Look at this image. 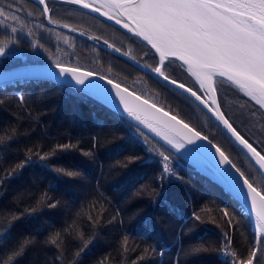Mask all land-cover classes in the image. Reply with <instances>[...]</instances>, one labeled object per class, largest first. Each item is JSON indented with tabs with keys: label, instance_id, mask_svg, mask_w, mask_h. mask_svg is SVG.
<instances>
[{
	"label": "trees",
	"instance_id": "trees-1",
	"mask_svg": "<svg viewBox=\"0 0 264 264\" xmlns=\"http://www.w3.org/2000/svg\"><path fill=\"white\" fill-rule=\"evenodd\" d=\"M76 38L79 42L74 45V56L80 63H69L100 72L150 97L143 91L147 90L159 106L220 143L254 186L264 188V180L245 155L217 134L219 128L191 100L125 59ZM181 71L184 75L170 74L186 82L189 78ZM233 92L235 98L264 116L236 89ZM0 138V260L18 250L25 240L31 243L11 264H223L217 257L220 243L230 238V246L240 259H246L255 246L249 217L220 186L183 160L171 161L176 176L164 174L166 179L157 180L162 173L157 150L170 157L174 154L121 116L67 86L23 80L0 87ZM68 143L76 147L60 153L49 167L29 165L15 176H5L28 155L37 160L57 145ZM85 152L91 154L85 156ZM129 156L140 158L141 163L125 170L118 162ZM57 168L79 175H58ZM45 196L48 199L41 204ZM48 203H57V207L49 208ZM32 208L39 211L29 214ZM225 210L230 216L224 215ZM194 215H200L201 221H195ZM13 216L21 218L6 228ZM58 232L59 247L49 242ZM125 237L127 252L122 245ZM86 240L91 241L86 252L76 257ZM196 248L206 250L193 252ZM145 249L150 255L138 260L146 255ZM260 249L258 264H264V241Z\"/></svg>",
	"mask_w": 264,
	"mask_h": 264
},
{
	"label": "snow or ice",
	"instance_id": "snow-or-ice-1",
	"mask_svg": "<svg viewBox=\"0 0 264 264\" xmlns=\"http://www.w3.org/2000/svg\"><path fill=\"white\" fill-rule=\"evenodd\" d=\"M69 2L100 13L144 42L152 53L153 63L145 62L142 67L149 69L158 79L182 90L203 105L218 125L230 134V137L219 130L217 134L221 135L229 146L234 139L237 145L247 150L259 169L264 172V154H261L233 126L222 111L216 87L218 80L221 82L226 80L244 96L254 101L260 109H264V0H69ZM39 4L43 5V15L50 23H59L49 16L51 9L46 0H39ZM9 21L23 26L22 21L15 14L14 4L0 7V25H7L11 33L15 34L18 29L13 24H9ZM63 26L69 27L67 24ZM72 30L76 31L75 28ZM28 35H32L31 30ZM89 38L100 39L97 36ZM64 39L65 43L69 42L67 37ZM16 42L13 37L0 41V57L8 55L9 45ZM103 42L109 49L121 52V48L109 43L108 40ZM32 46L43 47L38 41H33ZM149 52H145L144 55H149ZM123 55L129 56L130 53L123 52ZM131 59L136 61L137 58L131 56ZM171 66L184 69L199 87L194 89L178 78H173L167 71ZM55 68L58 69L57 76L66 78L62 83H67V77H71L76 85L83 86L78 91L93 95L102 103H113L111 92H114L119 104L123 106V112L129 117L161 137L183 158L197 165L203 164V170L223 184L226 192L238 200L242 194L246 210L250 216L254 214L255 217L256 245L252 247L246 259H238L235 251L227 252L232 243L230 238L224 245V250L226 255L230 254L233 257L232 264H258L260 244L264 241V188L254 186L253 181L233 162L220 143H214L213 139L203 131L180 118L178 114L166 111L152 98L130 91L128 87L107 76L84 70L79 66H65L59 61L56 62ZM94 78L106 81L111 85V90L91 83ZM112 144L119 149L115 141ZM75 147L71 143L57 145L50 152L39 155L37 160L28 155L5 173V176H15L29 165L38 164L47 168L52 159ZM90 154L84 153L85 156ZM159 155L162 158L161 180L166 179L164 174L176 176L169 155L164 152H160ZM139 163H141L140 158L136 156H129L124 161L118 162L125 170ZM55 171L58 175L62 174L70 178L79 175L77 172L66 171L63 168H57ZM47 199V196L43 197L40 203L43 204ZM47 207L55 208L57 203H48ZM38 211V208H32L29 214ZM224 215L230 216L227 210L224 211ZM20 218L21 216H13L5 227H11ZM193 219L200 222L201 216L194 215ZM96 222H99L98 218ZM228 223L231 224L232 220L229 219ZM60 237L61 233H55L50 237L49 242L59 247ZM80 237H83L82 233ZM30 243V240H25L18 250L13 251L6 259L0 260V264H11L22 254L25 245ZM90 243V240L84 241L83 247L75 253L76 257L85 253ZM122 245L127 252V237L122 241ZM202 250L206 249H192L197 253ZM145 254L138 257V260H144L150 255L147 249ZM184 254L188 255L187 252ZM100 264H106V261H101Z\"/></svg>",
	"mask_w": 264,
	"mask_h": 264
},
{
	"label": "water",
	"instance_id": "water-1",
	"mask_svg": "<svg viewBox=\"0 0 264 264\" xmlns=\"http://www.w3.org/2000/svg\"><path fill=\"white\" fill-rule=\"evenodd\" d=\"M35 2H37L39 4V0H33ZM57 2H60V3H64V4H67V5H71L72 7H75L77 9H80L90 15H93L105 22H107L108 24L116 27L117 29L125 32L126 34L130 35L131 37H133L134 39L138 40L139 42L145 44L144 42L140 41L139 38L135 37L132 33L128 32L126 29L122 28L120 25H117L113 20H110L108 19L107 17L105 16H102L100 13H97V12H94L92 11L91 9H85L83 8L81 5H76V4H72L69 2V0H55ZM42 9H43V5L39 4ZM46 21L49 25L55 27V28H59L63 31H66L68 33H71L77 37H80L84 40H87L89 42H92L93 44H95L96 46H98L99 48L113 54V55H116V56H119L120 58H123L125 59L126 61H128L130 64H132L133 66H135L136 68H138L139 70L143 71L144 73H147L149 74L150 76H152L153 78H155L156 80L160 81L161 83L175 89L176 91H178L179 93L183 94L184 96H186L187 98H189L192 102H194L214 123L215 125L222 131L224 132L225 135L229 136L230 137V134H228L226 132V130L222 129V126H219L218 123L215 121L214 117L211 116L210 113L207 112V109H205L203 107V105H201L198 101H195L194 98L188 96V94L184 93L182 90H179V89H176L174 86H171V85H168L166 82H164L162 79H158L155 74L151 73V71L149 69H145L142 67V65L144 64L142 61H140L139 59H136V61L132 60L131 59V55L129 56H124L123 55V52L125 51H122L121 52H115L114 50L112 49H109L107 47V45L104 44V40L103 39H90L89 37L90 36H94V35H91L89 33H86L80 29H76V31H73L72 29L74 27L70 26L65 28L63 25L65 24H62V23H57V24H52L50 23L49 19L46 18ZM110 43V42H109ZM138 61V62H137ZM55 64L56 63H46V62H29V63H22V64H17V65H14V66H11V67H6V68H3V69H0V87L6 85V84H9V83H13V82H16V81H23V80H34V81H37V80H42V81H50V82H53V83H56V84H59V85H64V86H67L73 90H76L78 91V89H81L83 86H80V85H76L75 84V81L71 79V77H67V80L68 82L67 83H62V81H64L66 78L65 77H59L56 75V73H58V69L55 68ZM65 66H69V67H76V66H71V65H66L64 64ZM84 69V68H82ZM84 70H87V69H84ZM184 71V69H182ZM91 71V70H90ZM96 72V71H94ZM185 72V71H184ZM99 73L100 75H103V76H107V75H104L100 72H97ZM185 74L189 77V79L194 83V86L196 88H198V84L195 83L194 81V78L190 77L189 74H187L185 72ZM108 77V76H107ZM110 78V77H108ZM116 81V80H114ZM118 82V81H116ZM183 82V81H182ZM91 83L93 84H98L100 85L101 87L105 88V89H109L111 90V85H108L106 83V81L104 80H100L99 78H94L92 79ZM185 83V82H184ZM217 83H220V84H229L231 85L230 82H227L226 80L221 82V81H217ZM122 84V83H121ZM187 84V83H186ZM123 85V84H122ZM189 85V84H188ZM125 86V85H123ZM233 86V85H231ZM234 87V86H233ZM194 88V89H196ZM238 93L240 95H242L244 98H246L247 100L251 101L250 98L246 97L243 95V93H241L236 87H234ZM130 91H134L132 89L129 88ZM90 98H92L93 100H95L96 102L102 104L103 106H105L106 108H108L109 110L113 111L114 113H116L117 115L121 116L123 119H125L127 122H129L131 125L135 126L137 129L141 130L143 133H145L147 136H149L150 138H152L154 141H156L159 145H161L163 148H165L166 150L170 151L172 154H174V158H175V161H178L179 163H181V161L179 160H183L184 162L187 163V165L192 168L194 171L196 172H199L200 174L208 177L211 181H213L214 183H216L218 186H220L225 192V188H224V185L217 182V180H215L211 174H208L206 173L204 170H203V164L201 165H197L196 163H193L191 160H188V159H185L183 158L179 153L176 152L175 149H172L170 145H168L161 137H158L156 136L155 133H153L150 129L144 127L143 125L139 124L137 121L133 120L131 117H129L125 112H123V106L119 104V99L115 97V93L114 92H111V96L113 97V103H102L98 98L94 97L93 95H90L84 91H78ZM136 92V91H135ZM137 94H139L138 92H136ZM218 102H219V96H218ZM254 105L255 102L254 101H251ZM220 103V102H219ZM258 108L259 106L256 105ZM260 109V108H259ZM166 110V109H165ZM264 112V109H260ZM167 111V110H166ZM223 111V110H222ZM171 113V112H170ZM172 114V113H171ZM231 122V121H230ZM234 126V125H233ZM246 138V137H245ZM247 139V138H246ZM248 140V139H247ZM249 141V140H248ZM250 142V141H249ZM252 145L253 143L250 142ZM232 144H234L235 147H237V149H239L244 155L245 157L249 160V162L253 165V167L255 168V170L259 173V175L262 177V179L264 180V172H262L260 169H259V166L255 163V161L251 158V156L247 153V150L246 149H243L242 146H239L237 145L235 142H234V139H233V142ZM254 146V145H253ZM256 149L257 147L254 146ZM258 150V149H257ZM260 151V150H258ZM261 152V151H260ZM261 154H263L261 152ZM233 179H235V177H233ZM242 183V182H240ZM246 191V189L244 190ZM228 193V192H226ZM229 194V193H228ZM231 196V198H233L234 200H236L239 205L242 207L244 213L249 217L250 221H251V225L255 231V217H254V214H252L251 216L249 215L248 211L246 210L245 208V205H244V198H243V195L241 194V196L239 197V200L234 197L233 195L229 194Z\"/></svg>",
	"mask_w": 264,
	"mask_h": 264
},
{
	"label": "flooded vegetation",
	"instance_id": "flooded-vegetation-1",
	"mask_svg": "<svg viewBox=\"0 0 264 264\" xmlns=\"http://www.w3.org/2000/svg\"><path fill=\"white\" fill-rule=\"evenodd\" d=\"M46 3L48 4V7L51 9V12L49 13L51 19H54L59 23L67 24L72 27L81 29L103 40H108L110 43H113L115 45L117 44L123 48V51L129 52L131 56H135L143 63L145 62L153 63V57L150 53L147 56L144 55L145 52H149V51L144 49L139 43L125 37L118 31H116L111 25H108V23L106 24L104 21L102 22V20L100 21V19L90 14H87L86 12L80 9L72 7L71 5L60 3L55 0H46ZM9 4L15 5V14L22 21L23 28H26L25 26H27L28 30H31L32 35H29V38L25 37L24 40H21L20 38H18L20 35L17 36L16 34L13 33L10 35L8 30L5 29L1 30L0 28V41H6L9 37H14V39L17 41L14 44L18 45L22 49V51L24 52L23 54L27 53L30 57L32 56L31 58L34 62H40L41 57L38 55V53L33 54V52L37 50V47L33 48V46L32 45L30 46V44L33 43V41L45 37L43 34V30H54L57 32L59 31L60 33L62 32L72 35L59 28H55L49 25L45 19V16L43 15L42 7L33 0H0V7H7ZM18 25L20 24H15V26L17 27ZM41 25H43V27H41ZM8 53H9L8 55L0 57L1 68H5L11 64L20 63L22 62V60H24L19 57H14L15 54L14 52L10 51V49H8ZM171 68H172V70L170 71L171 74L184 75V73L181 71L179 67L171 66ZM221 87H222V91H225L226 94L231 95L228 90V89L230 90L232 89L230 85L221 84Z\"/></svg>",
	"mask_w": 264,
	"mask_h": 264
},
{
	"label": "rangeland",
	"instance_id": "rangeland-1",
	"mask_svg": "<svg viewBox=\"0 0 264 264\" xmlns=\"http://www.w3.org/2000/svg\"><path fill=\"white\" fill-rule=\"evenodd\" d=\"M13 23L14 22L11 21L9 22V24ZM13 26H15V24H13ZM25 27L26 28H23V26L18 25V30L15 33L17 36L20 35L18 38H20L21 40H24L25 37L29 38L28 27ZM0 28L1 30H8L10 35L12 34L10 28L7 27V25H2L0 26ZM43 34L45 37L36 40L40 45H43V47L41 48L37 46V50L33 52V54L38 53V55L41 57L40 62L56 63L57 61H59L63 64H71L69 62L74 61L75 64H78V59L74 56V45L79 42V40L75 36L69 35L67 33H60L59 31L57 32L54 30H43ZM65 37H67L69 41L68 43H65ZM31 45H33V43H31L30 46ZM8 49L14 52V57L24 59L20 63L34 62L31 58L32 56L30 57L27 53L23 54L24 52L18 45L10 44V47ZM186 83L189 85L191 84L190 80H186ZM137 84L140 83L137 82ZM216 87L218 90L220 105L223 108V111L226 110L228 112L227 116L229 115L228 118L230 119V121L233 123L236 129H238L242 133L244 137L252 142L253 145L256 146L264 154V116L257 110H255L256 108H252L248 103H245L241 99L235 98L236 95H232L234 93V89H231V91L227 88L232 95H230L229 97V95L226 94L225 91H222L220 83H217ZM143 91L146 95L152 97L151 93H149L147 90ZM253 113H255V115H253ZM262 254L264 257L263 251Z\"/></svg>",
	"mask_w": 264,
	"mask_h": 264
},
{
	"label": "built area",
	"instance_id": "built-area-1",
	"mask_svg": "<svg viewBox=\"0 0 264 264\" xmlns=\"http://www.w3.org/2000/svg\"><path fill=\"white\" fill-rule=\"evenodd\" d=\"M159 179V177H158ZM224 245L225 244H220L218 247L217 255L220 261H222L224 264H232L233 257L230 254H225L224 250ZM232 250L230 247L227 249V252L230 253ZM239 259V258H238Z\"/></svg>",
	"mask_w": 264,
	"mask_h": 264
}]
</instances>
